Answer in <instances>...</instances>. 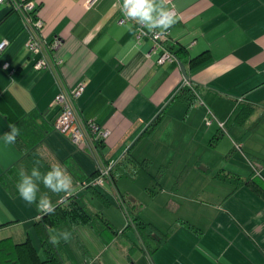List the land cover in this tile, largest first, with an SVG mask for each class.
<instances>
[{"label":"crops","instance_id":"obj_1","mask_svg":"<svg viewBox=\"0 0 264 264\" xmlns=\"http://www.w3.org/2000/svg\"><path fill=\"white\" fill-rule=\"evenodd\" d=\"M121 2L38 0L45 38L61 41L56 69L33 68L19 14L7 3L0 11V41H9L0 52V232H9L0 238H28L41 258L45 247H60L63 264H264V0H168L176 23L162 47L149 54L152 39L137 42L136 25L119 22ZM165 45L179 54L160 63ZM3 62L8 69L1 68ZM79 82L84 89L75 100L78 113L109 130L93 150L74 144L53 124L55 95ZM182 85L193 87L191 106L175 95ZM243 103L254 109L237 121ZM208 110L215 116L210 124L204 120ZM9 124L19 128L14 144L3 140ZM222 142L227 150L206 160L194 151H216ZM125 155L129 172L114 166L116 180L107 182L116 188L119 177L136 180L143 174L150 200H127L154 229L146 240L127 227L125 212L124 226L104 215L112 202L100 186L80 184ZM36 160L41 172L57 164L67 170L74 200L89 221L65 217L48 224V236L39 231L44 214L16 188L20 169L30 172ZM208 177L217 183L207 188L200 180ZM42 193L53 205L61 195L41 184L38 198ZM121 195L117 190L119 202ZM19 225L25 228L13 232ZM64 230L71 240L53 245L50 236ZM157 232L166 236L153 249Z\"/></svg>","mask_w":264,"mask_h":264},{"label":"built area","instance_id":"obj_2","mask_svg":"<svg viewBox=\"0 0 264 264\" xmlns=\"http://www.w3.org/2000/svg\"><path fill=\"white\" fill-rule=\"evenodd\" d=\"M93 0H86V5H91ZM122 1V0H121ZM11 10L17 12L22 20L23 27L28 31V37L24 46L28 53L33 57L34 69H56L62 59L55 54V49L60 45L59 37L54 36L47 40L43 34L44 21L38 13V0H3ZM175 15L177 11L173 6L169 7ZM126 21L125 17L119 19V22ZM134 23V22H133ZM168 31L163 35L147 33V30L140 31L136 26L135 39L138 42L142 36L152 39L153 44L148 52L155 51L157 47H162V43L167 38ZM7 39L0 41V52L8 45ZM174 55L166 48L158 57V62L173 60ZM9 63L3 62L1 68L8 69ZM13 69H10L11 73ZM84 82H79L70 88L61 87L54 97V102L59 105L58 114L53 122L55 129L68 137L74 144L80 147H86L93 150L101 141L109 135V130L91 119H84L77 111L75 100L82 93ZM215 116L208 110L204 120L206 124L214 121ZM220 126L222 122H218ZM112 163H108L99 168L96 175L89 180H84L81 186L103 185L105 179L109 176ZM63 197L59 198L61 201Z\"/></svg>","mask_w":264,"mask_h":264},{"label":"clouds","instance_id":"obj_3","mask_svg":"<svg viewBox=\"0 0 264 264\" xmlns=\"http://www.w3.org/2000/svg\"><path fill=\"white\" fill-rule=\"evenodd\" d=\"M2 3L3 0H0V4ZM167 5L168 0H122L120 11L126 20L139 26L140 31L146 29L147 33L159 36L165 34L176 23L175 13ZM9 129L3 140L6 144H14L20 134L19 128L16 124H9ZM41 167L40 161L36 160L30 172L21 168L16 188L24 202L29 205L35 204L41 213L48 215L55 212V206L47 193L40 194L38 198L41 184L57 195L60 193L71 195L75 189L72 176L60 165H53L46 172H41ZM71 238L72 233L67 230L50 236L53 245L60 243L61 240L68 242Z\"/></svg>","mask_w":264,"mask_h":264},{"label":"trees","instance_id":"obj_4","mask_svg":"<svg viewBox=\"0 0 264 264\" xmlns=\"http://www.w3.org/2000/svg\"><path fill=\"white\" fill-rule=\"evenodd\" d=\"M166 41V40H165ZM166 48L174 55L179 54V50H173L172 47H169L165 45ZM200 55L197 56V58ZM193 87H188L185 85H182L177 93L175 94L177 97H180L184 101H186L187 106H191L194 103V98H195V93L192 89ZM254 107L251 104H246L243 103L238 107V110L236 112V119L237 121L244 119L246 116L250 115L251 112L253 111ZM164 110H161L155 118L149 123L145 131L147 129H150V127L158 121L160 116L162 115ZM132 147V146H131ZM131 147L127 149V151H130ZM129 158L128 155H125V157L119 159L114 165L111 166L110 168V173L109 176L105 179L107 180H112L111 182H115L116 177L114 173V166H117L119 169L124 170L123 174H127L129 171L126 169L127 167V162ZM125 167V168H124ZM97 173L93 174L86 180L91 179L94 175ZM219 176V175H218ZM221 175L220 178H227V175ZM244 182H247V179L243 180ZM85 187H90L96 190L97 185H87ZM102 196V195H101ZM63 197V199L60 201L59 198ZM75 198V193H72L71 195H65L64 193H61L56 198V202L54 204L55 206V212L53 214H48V215H43L41 218H39V221L41 223L39 231L43 235L48 236V224H52L54 222H59L63 218H69V219H75V220H90L89 214L83 209V207L79 206L77 202L74 200ZM106 200V198H105ZM107 201V200H106ZM129 201V200H128ZM124 197H120V206L124 208L126 212V216L128 218V224L127 227L134 226L139 233V235L143 238V240H146V238L152 234L153 227L147 223H144L139 219V216L136 212L132 210V207L127 205L128 202ZM37 222V224H38ZM108 228L111 230V226L108 225ZM126 227V228H127ZM113 233H117L116 230L112 229ZM123 232V231H121ZM157 235H154L156 238H158L159 241L155 243V246L153 249H155L159 242L166 236V234H159L158 232L156 233ZM57 248V247H56ZM57 251H48V248L45 247L46 255L44 258H41L31 243L30 239H25L23 241H16L14 238L7 236L0 238V264H63V260L60 258V247L57 248Z\"/></svg>","mask_w":264,"mask_h":264},{"label":"rangeland","instance_id":"obj_5","mask_svg":"<svg viewBox=\"0 0 264 264\" xmlns=\"http://www.w3.org/2000/svg\"><path fill=\"white\" fill-rule=\"evenodd\" d=\"M7 6L8 5L5 4V3L0 4V11H3L5 9H7ZM226 150H227V145H225V143L222 142L220 144V146L217 147V150L216 151H208V150H205V148H203V147H200V148H198L197 150H194V151H196V154L199 155V156H201L202 159H205L206 160L211 155H213V153L218 152L220 154L221 153L220 151L225 152ZM139 152L141 153L142 152V149ZM144 152H147L148 153L149 151H144ZM218 153L214 155V157H213L214 159H217L219 157V154ZM185 155H187V153H185ZM144 181H145V179H144L143 174H141L139 176V178H137L136 180H131L127 176H121V177H119L118 178V181H117V184H116V188L114 186H112L109 182L104 181L103 185L100 186L101 191L112 202V207H111L110 211H108V208H105L104 215L107 216V217L109 216V218H112V220H113V222H115V224H117L118 222H122L123 220L126 219V218H124V213H123V212H125L124 208L123 207L119 208V206H118V203H120V202L117 200V190L120 191L122 194H124L126 200L129 197L130 198H135V199H137V200H139L141 202L150 200L149 196H147V194L144 191V187H143L145 185ZM191 182H192V180L190 179V180H186L184 183L186 185V184H190ZM200 182H203L207 186V188H208V187L211 186V184H208V183L209 182L212 183L213 181H211L210 177H208L205 180L204 179L203 180H200ZM214 182H216V181L214 180ZM180 190H182L184 192H187L185 190V188H181ZM129 204H130V201L127 202V205L128 206H129ZM148 211H149V209L147 208V211H144L143 214L149 213ZM123 226H124V221H123ZM21 228H25V226H23V225L16 226L15 228H13V229H15V230H13V232L18 231ZM7 232H9V230H7V229L2 230L0 232V237L1 236H4V234H7ZM121 238L122 237H120L117 240V243L120 242V239ZM35 242L37 243L36 240H35ZM38 251H39L40 255L42 256V252L39 249H38Z\"/></svg>","mask_w":264,"mask_h":264},{"label":"water","instance_id":"obj_6","mask_svg":"<svg viewBox=\"0 0 264 264\" xmlns=\"http://www.w3.org/2000/svg\"><path fill=\"white\" fill-rule=\"evenodd\" d=\"M180 66H181V69L183 71V74H184L185 78H187V74L185 73V69H184V67H183V65L181 63H180Z\"/></svg>","mask_w":264,"mask_h":264}]
</instances>
